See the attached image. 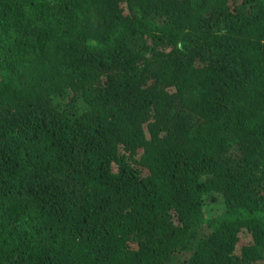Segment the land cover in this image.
Wrapping results in <instances>:
<instances>
[{
	"label": "trees",
	"instance_id": "obj_1",
	"mask_svg": "<svg viewBox=\"0 0 264 264\" xmlns=\"http://www.w3.org/2000/svg\"><path fill=\"white\" fill-rule=\"evenodd\" d=\"M0 264H264V0H0Z\"/></svg>",
	"mask_w": 264,
	"mask_h": 264
}]
</instances>
